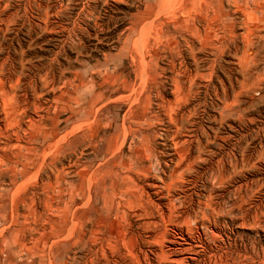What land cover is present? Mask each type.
<instances>
[{"label": "rangeland", "instance_id": "obj_1", "mask_svg": "<svg viewBox=\"0 0 264 264\" xmlns=\"http://www.w3.org/2000/svg\"><path fill=\"white\" fill-rule=\"evenodd\" d=\"M0 67V264H264V0H0Z\"/></svg>", "mask_w": 264, "mask_h": 264}, {"label": "bare ground", "instance_id": "obj_2", "mask_svg": "<svg viewBox=\"0 0 264 264\" xmlns=\"http://www.w3.org/2000/svg\"><path fill=\"white\" fill-rule=\"evenodd\" d=\"M1 68V67H0ZM5 91V90H4ZM15 94V93H14ZM35 103V102H34ZM36 105V104H35ZM23 120V119H22ZM7 121V120H6ZM17 123V122H16ZM19 123V122H18ZM240 206V205H239ZM242 206V205H241ZM238 207V206H237ZM239 208V207H238ZM239 209H241V208H239ZM241 212V211H240ZM244 212V211H243ZM222 214V213H221ZM244 214V213H243ZM256 214V213H255ZM245 215V214H244ZM249 215V214H248ZM257 215V214H256ZM247 216V215H246ZM242 217V216H241ZM250 217V216H249ZM257 216H255V218H256ZM243 218H245V217H243ZM243 220V219H242ZM256 220V219H255ZM178 247H176L175 249H177ZM227 256H228V253L227 254H225V255H223V254H221L220 256H218L217 258L215 257V258H213L212 260H210V264H225V262L223 261L225 258H227ZM252 256V255H251ZM231 258V261H232V263L233 264H245V263H243L241 260H239V258L238 257H233V256H231L230 257ZM243 258L245 259V260H248V259H253L252 257L250 258V255L249 254H244L243 255ZM254 260V259H253ZM261 262H259V264H260ZM247 264H249V263H247Z\"/></svg>", "mask_w": 264, "mask_h": 264}]
</instances>
